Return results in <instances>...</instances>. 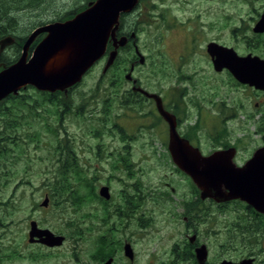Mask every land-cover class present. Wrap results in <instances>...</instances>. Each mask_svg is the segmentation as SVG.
<instances>
[{
  "label": "rangeland",
  "instance_id": "374dc122",
  "mask_svg": "<svg viewBox=\"0 0 264 264\" xmlns=\"http://www.w3.org/2000/svg\"><path fill=\"white\" fill-rule=\"evenodd\" d=\"M85 1L38 0L24 15L12 16L6 23H20V33L28 30V34L33 28L30 21L53 18L56 11L73 9ZM260 8L264 0H141L133 14L122 20L126 30L134 22L139 25L136 44L148 60L139 65L135 77L141 86L163 95L169 105L177 104L183 119L180 131L204 153L225 144L237 146L240 137L253 141L264 134L254 132L256 123L243 125L233 119V112L241 115V86L232 76L217 74L205 51L208 40L218 38L241 52L243 42L232 30L244 26ZM128 51L124 49L106 73L107 56L95 62L75 87L67 93L60 91L57 108L38 104L42 95L31 85L21 91L30 105H21L18 116L7 120L8 127L15 129L16 146L8 145L15 152L0 170V254L5 255L0 264H99L98 248L103 241L116 247V264L171 260L172 246L186 232L182 214L184 204L194 196L193 183L171 160L165 124L151 112L150 103H119L129 87L120 81L127 70L121 69L134 53ZM12 54L8 48L5 55L10 58ZM61 99L67 100L66 107ZM254 101L246 103L248 111L254 110ZM67 150H72L76 161L77 174L67 175L79 195L75 201L69 191L58 196L54 189L53 177L59 159L69 154ZM102 185L110 192L108 200L101 197L105 203L94 196ZM130 194L137 195L131 200L136 205L133 212L124 202ZM45 195L49 202L42 207ZM198 205V213L203 214L195 217L202 232L199 240L208 243L211 260L229 255L230 247L220 250L218 245L233 244L234 237L248 235L237 236L232 225L229 238L224 239L225 225L238 223L237 213L227 216L226 207L207 200ZM32 219L40 227L64 234L66 240L53 249L32 245L27 241ZM240 222V230L264 232V225L256 224L254 218ZM125 243L133 249L132 261L123 254ZM9 253L13 256H6ZM32 254L37 259L31 260Z\"/></svg>",
  "mask_w": 264,
  "mask_h": 264
},
{
  "label": "water",
  "instance_id": "95a60500",
  "mask_svg": "<svg viewBox=\"0 0 264 264\" xmlns=\"http://www.w3.org/2000/svg\"><path fill=\"white\" fill-rule=\"evenodd\" d=\"M138 0H93L87 7L63 22H48L35 27L25 39L17 60L0 69V101L10 94H17L27 85L42 91L67 93L77 84L88 69L107 53L103 67L105 72L113 63L117 47L125 45L127 36L117 37L120 15L132 11ZM262 18L254 30L264 28ZM260 24V25H259ZM262 25V26H261ZM43 34L41 40L29 52L33 40ZM135 32L130 34L134 37ZM14 42L11 36L0 38V51ZM113 48L107 51L108 45ZM140 63L144 55L135 48ZM206 51L216 71L227 68L239 83H246L264 90V60L257 56H240L232 47L209 42ZM2 67V63L0 64ZM130 73L126 77H129ZM153 98L158 113L168 124L167 148L175 166L184 172L199 190L200 198H212L216 202L239 198L255 210L264 213V145L259 147L246 163L239 167L232 157L235 148L218 149L204 155L198 147L182 137L176 130V118L165 110L161 97L141 87H134ZM98 195L110 197L109 187L100 186ZM49 197L44 196L40 206L46 207ZM27 241L49 247L60 246L64 236L51 229L40 227L35 220L28 223ZM202 262L205 249H196ZM123 254L132 259L134 252L129 243L123 246ZM101 264H116L108 258ZM220 264H251V259L239 263L222 261Z\"/></svg>",
  "mask_w": 264,
  "mask_h": 264
},
{
  "label": "flooded vegetation",
  "instance_id": "af4514ba",
  "mask_svg": "<svg viewBox=\"0 0 264 264\" xmlns=\"http://www.w3.org/2000/svg\"><path fill=\"white\" fill-rule=\"evenodd\" d=\"M136 8H138V6H136L135 9ZM135 9H133L131 12H129V15L133 14ZM250 18L251 19L248 22H246V24L244 26L239 27L238 30L237 29L232 30V33L238 32L237 36L243 42L242 51L238 52L234 47H232V46H228V47H232L240 56H247V55L257 56L260 59L264 60V28L254 30L257 23L262 18H264V8H260L256 11H254V14L252 16H250ZM120 25L121 24H119L115 35L117 37H121V36L125 35L128 37V39H127V42L125 43V45H123L121 47H117V54H116V57L113 61V64L117 63V61L119 59V55H121V52L124 49L129 48V51L133 50V52H134L133 53L134 57H132V55H131L130 56L131 58L127 60V65L121 69L122 71H124L126 69L127 70L125 73H123L124 79H120V81H123V82L125 81V83L129 85V87L126 89L127 95L126 96L123 95L125 97L122 96L123 99L120 100V102H119L120 105H123V103L124 104H132V103L140 104V103H143L144 101H147L148 103H150V105L152 106L151 112L155 115L156 118L158 117V118L162 119L163 123L165 124L166 128L163 129V133H164V136L168 142V124L163 119V117L158 113L154 99L146 96L145 94H143L139 90H134L133 88L134 87H141L143 90H145L147 92L158 94L162 99V104H163L165 110H167L168 112H170L171 114H173L175 116V118H176V130L178 131V133L182 137L187 138L190 141V143L192 145L198 147L199 150L201 151V153L204 155L210 154L211 152L218 150V149H225V148H229V147H234L235 151H234V155L232 157V161L234 162V164L236 166H239V167L243 166L246 163V161H248L250 159V157L253 155V153L259 147H262L264 145V134H262L261 137L257 138L256 140H253V141H251L250 138L248 140L247 138L240 137V138H238V141L241 142L242 144L239 142H238L237 146H235V143H231L228 145L225 144L224 147L220 146L218 148L211 149V152L204 153L203 150L199 146H197L193 141H191V139H189V137L187 136L188 134L184 135L182 133V131H180L179 126H180V123L182 124L183 119L178 115L179 110H178L177 104L173 103V106L169 105V103L166 102L163 95L159 94L158 92L150 91L147 88L141 86L140 80L137 77H135V73H136L135 71L139 67V65L140 66H142L144 64L146 65L148 60H147V58L144 57V62L143 63L139 62L138 55H137L136 50H135L136 47L138 49V46L136 44V39H137L136 31L131 30L130 32H127V31L125 32V30L120 29ZM132 32H135L134 37H130V34ZM217 40H219V39L218 38H211L206 43V46L211 41L219 43L221 45H225V44L220 43ZM109 46H110L109 49L113 48L111 46V44H109ZM206 46H205V51H206ZM225 46H227V45H225ZM8 48H10V47H5L2 51H0V58L2 57V55H4L8 51ZM107 50H108V48H107ZM206 53H207V51H206ZM183 55L181 57H184ZM105 56H107V54ZM209 59H210V64H211L213 70L217 74L226 73V74L232 76L230 71L227 68H223L220 71H216L213 67L212 60H211L210 56H209ZM162 62H163L162 66H165L166 60H163ZM128 73H130V75H129V77H126ZM116 79L117 80L119 79V71H118V75H117ZM236 84L241 86L243 96L239 100V105H238V111L241 112V115L237 117L235 115V113L233 112L232 113L233 119H236V118L239 119L243 125L246 123L247 124L256 123V127H254V132H263L264 133V107H263V105H264V90L255 88L254 86H251V85L246 84V83H239L237 81H236ZM120 87H121V85H120ZM123 90H125V88H123ZM252 99H255L254 104H253L254 110L248 111L246 108V103L250 102ZM261 104H263V105H261ZM193 124H196V122H194ZM115 125L117 126L115 128H118L119 134H120L121 128L116 123H115ZM243 131H245V129H243ZM123 136L127 137L126 134H124ZM252 143H254V144L250 145ZM243 145H245L244 148H242ZM250 146H252V147H250ZM193 185L191 187H192V194L194 196L192 199L187 201V204H184V209H183V214H182L183 224L185 225L186 232H182L181 239L172 246L171 260L161 262L160 264H220L222 261L239 263V262L246 260V259H251V264H264V239H262L264 232H254V234H253L254 237H252V239H251V236H250L251 232L248 233V235L244 236L245 234L243 233L244 232L243 229L240 230V227H241L240 221L241 220H244L245 218L249 217L250 219L254 218V219H260V220L264 221V213L255 210L253 207L249 206L244 200H241L239 198L228 199V200L223 201V202H216L212 198L202 199V198H200L199 190L194 185L195 188L198 190L196 192V190L193 188ZM135 196H137V195H131L130 194L131 200L133 198H135ZM204 200H207L209 203L214 204L215 206H217L218 204H221L224 208L226 207V209L229 211V213H227V216L231 215L232 213H237L238 223H236V224L227 223V225H225L226 235L224 236V239L229 238L228 229L232 225H234V227L237 228V231L239 232V234L237 236H244L243 238H235L234 237L233 238V240H234L233 244L220 243L218 245L220 250H223L224 248L227 249V247L231 248L230 249L231 253H229V255H227V256L222 255L221 259H219V256H217L215 259L213 258L211 260V255H210L208 243L202 242L199 240V237H200L199 234H201L202 232H201V228L198 226V221L196 220L195 217L197 215L203 216V214L198 213V210H201V209H198V206H199L198 203L202 204ZM224 208H223V210H224ZM207 212H209V211H207ZM200 225L203 226L204 223L200 222ZM258 225H260V223ZM242 228H243V226H242ZM54 233L60 234L59 232H54ZM61 235H63L64 240H66V236L64 234H61ZM256 238H257V241L255 243ZM244 240H246V241H244ZM252 240H254V243H252ZM109 241L112 242L111 240H109ZM31 244L37 245L38 247L48 248V249H53L55 247H59V246L49 247V246H46V245H44L42 243H38V242H34ZM201 245L204 246V249L206 252L205 258L202 262H200L199 259L197 258V252H196V249ZM106 250L109 251L110 255L106 256L103 259L102 255L99 254V261H100L99 264L106 261L108 258H112L113 262H114L115 259H114L113 255L115 254V252L117 250L116 247L112 246V244H111L110 246L109 245L107 246ZM1 256L5 257L4 254H0V257ZM6 256L12 257L13 254L9 253ZM133 258H134V256H133ZM133 258L132 259L128 258V259L132 261ZM30 259L35 260V259H37V257L35 254H32Z\"/></svg>",
  "mask_w": 264,
  "mask_h": 264
},
{
  "label": "trees",
  "instance_id": "16d2710c",
  "mask_svg": "<svg viewBox=\"0 0 264 264\" xmlns=\"http://www.w3.org/2000/svg\"><path fill=\"white\" fill-rule=\"evenodd\" d=\"M36 1H38V0H0V38L5 37V36H11L14 38L13 44L11 46H9L13 52L12 56L10 58H8L9 56L7 57V55L4 54L0 58L1 62L4 63L5 66L10 65L11 63H13L17 60L18 56L21 53V48H22L23 42L25 41V39L27 38V36L31 30H33L38 25L45 24L48 22H63L67 19H70L75 14H77L78 12L84 10L87 7L88 2L93 1V0H86L84 3H81L78 6L74 7L73 9H69L67 11L66 10H61V11L58 10L54 13L55 16L53 18H50V19L49 18H47V19L38 18V21H35V20L30 21L29 20L30 21L29 23H31L30 28H32V27L33 28L29 31L28 34H27L28 30H24L22 32L23 34L20 33L21 28L20 27L17 28L20 25V23L17 25H14V24L11 25V23H9V24L6 23V20H8V22H9V19H11L12 16H15V15L19 16L20 13L22 15H24L25 10L29 9V7H32V5ZM75 1H77V0H75ZM139 2H141V0H139ZM31 10L34 11L33 9H31ZM60 12H62V13H60ZM126 15H129V12L122 13L120 15V24L122 23V20L126 17ZM134 27H132V28L130 27L129 28L130 30H126L125 26L122 27L120 25V29L125 30V32L126 31L130 32L133 28H134L133 31H135V30L138 31L139 25L136 22H134ZM30 28H28V29H30ZM42 37H43V34H40L33 40L32 44L30 45V50L33 49V47L41 40ZM109 48H110V46L108 45V50H110ZM132 57H134L133 53H132ZM127 59L128 58L126 56V58H123L122 61L125 62ZM114 65H115V63L114 64L112 63L111 66H109V68L105 71V73L110 69L112 70ZM0 69H1V67H0ZM115 71H116V69H115ZM76 85L77 84H75L73 87H75ZM27 87H31V86L27 85L26 87L21 88L17 94H10L6 98H4L3 100L0 101V170L4 168V163H6L9 159V157H11L12 153L15 152V148L13 147L12 150H10L8 148V145L11 144L12 146H16L15 145L16 144L15 134L16 133L14 132L15 129H14L13 125H10V127H8L7 120H9V118L11 119L13 117L18 116L17 113L21 110V105L23 107H26L27 104L30 105L24 97L25 94L21 92V91L26 90ZM73 87H71V88H73ZM36 90L42 95V98L40 100H38V104H42V103L53 104L57 108V105L60 103V98L58 97V94L60 93V91L57 90L55 92H49V91H42V90H38V89H36ZM62 102L66 107L67 100H62ZM67 153H69V150H67ZM71 153H72V150L62 160L59 159V161H61V163H60L57 171L54 174L53 181H54V189L56 192H58V194H57L58 196H62L64 192L69 191L70 195L72 196L73 201H75L79 197V195L74 193L73 185H71L67 179L68 172H72V173L77 174L76 170H75V165H76L75 156L71 155ZM68 167H69V169H68ZM193 188L196 190V192L198 191L194 185H193ZM94 196H96V198H98L100 201H103L100 196H98L96 194H94ZM124 202L127 205L128 209L131 212H133L136 205H134V203H133V205L131 204V197L129 195L125 196ZM255 222H256V224L262 223V225H264V222L260 219H255ZM243 231H244L243 233H247V234L250 233V231L248 229H243ZM251 233H250V235H253ZM100 238L103 240L104 236H100ZM106 245L107 244L104 243V241H103V243H99L100 248H98V254H101L103 259L106 256L110 255L109 251L106 250L107 249Z\"/></svg>",
  "mask_w": 264,
  "mask_h": 264
}]
</instances>
